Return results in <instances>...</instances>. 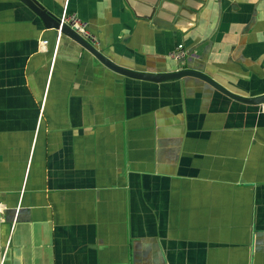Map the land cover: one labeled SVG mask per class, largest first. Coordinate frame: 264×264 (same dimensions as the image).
<instances>
[{
  "label": "crops",
  "instance_id": "obj_1",
  "mask_svg": "<svg viewBox=\"0 0 264 264\" xmlns=\"http://www.w3.org/2000/svg\"><path fill=\"white\" fill-rule=\"evenodd\" d=\"M37 1L117 67L264 96V0ZM0 264H264V105L120 75L0 0Z\"/></svg>",
  "mask_w": 264,
  "mask_h": 264
},
{
  "label": "water",
  "instance_id": "obj_2",
  "mask_svg": "<svg viewBox=\"0 0 264 264\" xmlns=\"http://www.w3.org/2000/svg\"><path fill=\"white\" fill-rule=\"evenodd\" d=\"M18 1L23 3L28 9H30L35 15H37V17L42 21L45 28H51L56 31L60 29L62 35H65L68 38H70L72 41H74L79 46H81L83 49H85L87 52H89L91 55H93L105 67H107L108 69L120 75L133 78V79L150 81V82H161V81H167V80L176 79V78H180L184 76H191V77H195L197 79H200L206 82L207 84L212 86L214 89L218 90L219 92L223 93L224 95L236 101L249 104V105L264 104V96L254 98V99L241 98L239 96L229 93L228 91H226L225 89H223L222 87L214 83L207 76L197 71H193L191 69H182V70H179L173 73H168V74H163V75H145V74L135 73V72L128 71L120 67H117L116 65L111 63L108 59H106L101 53H99L94 47H92L85 40L79 37L76 33L70 30L67 26H60L59 19L54 17L49 11L45 10L44 7L37 0H18ZM166 1L173 4L175 7H178L179 5H183L184 7H187L185 3H179L176 0H166ZM163 4L159 5L160 6L159 12L161 13H164V11H166L164 9ZM153 7L154 9L157 8V2L153 5Z\"/></svg>",
  "mask_w": 264,
  "mask_h": 264
},
{
  "label": "built area",
  "instance_id": "obj_3",
  "mask_svg": "<svg viewBox=\"0 0 264 264\" xmlns=\"http://www.w3.org/2000/svg\"><path fill=\"white\" fill-rule=\"evenodd\" d=\"M60 26H67L70 30L76 33L79 37L85 40L92 47H96L99 45V42L95 35H93L88 27L86 21L80 19L74 14H70L66 11V7L62 11L61 16L59 17ZM58 35L61 34L60 29L57 30ZM188 56V52L183 45H177L174 50L169 54V57L179 63L181 67L184 66L186 58ZM264 105V104H261Z\"/></svg>",
  "mask_w": 264,
  "mask_h": 264
}]
</instances>
